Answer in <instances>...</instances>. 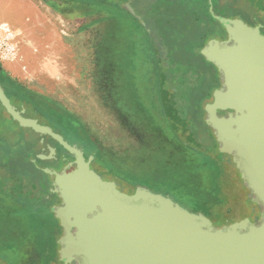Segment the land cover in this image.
<instances>
[{
    "label": "rangeland",
    "instance_id": "obj_1",
    "mask_svg": "<svg viewBox=\"0 0 264 264\" xmlns=\"http://www.w3.org/2000/svg\"><path fill=\"white\" fill-rule=\"evenodd\" d=\"M53 1L90 5L69 12L74 19L59 26L67 44L60 66H67V84L57 86L53 74L33 71L30 60L26 71L14 69L11 77L43 102L41 107L68 113L77 122L78 135L92 144L97 177L112 178L126 193L138 187L162 193L215 225L240 222L250 212L245 198L252 195L206 123L204 106L220 86L221 74L199 50L210 39L227 35L215 15H241L252 25V16L259 22L263 11L236 5L237 0ZM4 99L0 195L8 206L0 209V264H45L49 257L44 254L57 247L61 233L49 236V224H41L32 209L15 206L9 197L35 200L36 192L47 188L41 186L44 179L51 183L44 171L49 166L42 172L40 167L53 160L55 148L49 144L55 141L38 131V124H45L28 107L17 105L14 96ZM216 175L221 183L214 192ZM229 178H234L232 186Z\"/></svg>",
    "mask_w": 264,
    "mask_h": 264
},
{
    "label": "water",
    "instance_id": "obj_2",
    "mask_svg": "<svg viewBox=\"0 0 264 264\" xmlns=\"http://www.w3.org/2000/svg\"><path fill=\"white\" fill-rule=\"evenodd\" d=\"M214 18L227 38H212L199 50L221 74L205 120L261 206L258 224L245 218L213 225L162 193L123 192L93 173L92 156L74 150L76 166L44 168L60 200L52 212L62 228L56 251L65 263L264 264V34L240 17ZM38 128L63 143L50 127Z\"/></svg>",
    "mask_w": 264,
    "mask_h": 264
},
{
    "label": "crops",
    "instance_id": "obj_3",
    "mask_svg": "<svg viewBox=\"0 0 264 264\" xmlns=\"http://www.w3.org/2000/svg\"><path fill=\"white\" fill-rule=\"evenodd\" d=\"M4 2L6 5H2ZM14 2L17 0H0V71L11 77L14 69L21 71L25 67L26 71L30 60L33 71L53 74L50 77L56 76L57 86L67 84V66L60 68L67 57V44L59 26L74 19V12H69L89 10L90 5L63 6L53 0H47V4L40 0H18L19 5ZM30 24L37 26L36 31L30 32ZM75 70L73 74L78 72ZM0 88L6 96L4 82L0 81Z\"/></svg>",
    "mask_w": 264,
    "mask_h": 264
},
{
    "label": "trees",
    "instance_id": "obj_4",
    "mask_svg": "<svg viewBox=\"0 0 264 264\" xmlns=\"http://www.w3.org/2000/svg\"><path fill=\"white\" fill-rule=\"evenodd\" d=\"M89 4H92V2L89 1ZM0 81L5 83L6 89H7V95L8 96H14L17 99V105H21L20 103H22L24 107H26V108L28 107L27 111H29L30 114H34L35 117L40 118L41 122L50 125L54 130H56V131L62 130L64 132L67 131V128L65 126L67 125L68 122L65 123L63 120H56L54 118V115L56 114V112H54L53 108L49 105H48L49 106L48 108L46 106H44V108L41 107V105H43V102L41 104L36 102V99H33L32 94H28L26 92L27 87L24 84L18 82L16 79L11 78L9 75H7L6 73L1 72V71H0ZM223 113L224 112L219 111V114H223ZM30 116H32V115H30ZM44 116L48 120L46 119V121H45L43 119ZM216 146H217V143H216ZM34 150L36 153L40 152V147L36 146V148ZM228 157L231 159V157L229 155H228ZM223 158H224V162L226 163L227 162L226 157L223 156ZM219 161H221V160H219ZM62 162L63 161L59 162V161H57V159H54L51 161V163L49 165L48 164L41 165L40 170L42 172L43 171L42 168L45 167L46 165L49 166L50 168H51L52 164L59 166ZM232 164L234 165V163H232ZM46 179H48V181H50L49 175H48V177H46ZM233 179L234 178L228 179L229 184L231 183V185H229V186H232L235 183V181ZM241 182L245 186V184L243 183L242 180H241ZM220 183H221V180L216 175L214 182H213V187H214L213 191L214 192L217 190V187H219ZM41 187L42 188L47 187V188L42 189V191L38 190L40 187L34 188V191H36V190L39 191L38 193L36 192V195H37L36 197L38 198V200H37V198L35 200H27L24 198V196H17L19 198L21 197L20 199L16 198V196H13V198L12 197H9V198H11V200L13 202H15L14 204L17 207L18 206L20 207V205H22L23 208L29 207L30 209H32L31 210V212H32L31 214H33L32 217H34V215L37 217V219L39 217V219L41 220L40 221L41 224L42 223L49 224L51 226L50 231H48V234L51 233V235L49 234V236H52L53 232L55 233V235L58 236L61 232L57 233V231H59V229H61V228L59 226L58 220L54 217V213L52 212V207L58 203L56 201L59 200V197L54 192L50 191V189L52 188L51 183H49L47 185V181L45 179H44L43 186H41ZM245 188H246V190H248L246 186H245ZM215 196H217V195L215 194ZM3 199H6V198L3 197V195H0V204H1L0 209L1 210L5 209L8 206L7 204L1 203L3 201ZM9 200H6V201H9ZM38 201H42V202L40 203ZM43 201L45 202L44 204H42ZM55 253H56V248H54V250H52L50 252V255L44 254L45 257H47V256L49 257V259L47 260V263H52L54 261Z\"/></svg>",
    "mask_w": 264,
    "mask_h": 264
},
{
    "label": "flooded vegetation",
    "instance_id": "obj_5",
    "mask_svg": "<svg viewBox=\"0 0 264 264\" xmlns=\"http://www.w3.org/2000/svg\"><path fill=\"white\" fill-rule=\"evenodd\" d=\"M236 5H244L245 7L250 8V10L258 12V13H259V10L263 11L262 17L260 16L262 19L259 22H258V18H256L255 15L252 16L253 20H254L252 25H250L248 22H246L241 17V15H237L236 14V15H234L232 17H229V18L240 17L248 25H250V26H258L259 29H260V32L262 34H264V0H237ZM260 5H261L262 9H258V6H260ZM221 16H224V15H221ZM226 38H227V35H225V37H223L221 39H226ZM218 39H220V38H218ZM211 100H212V98H211ZM54 112H56V114L54 115V118L56 120H63L65 123H67V122L68 123L65 126L67 128V131H65V132L62 131V130H59V131L57 130L56 131L50 125L44 123L46 126L51 128L53 133H55L58 136H60L62 141H63V143H61V142H59V140H56V139H54L52 137L55 142L54 143L50 142L49 145L51 147L55 148V154H53L54 155L53 160L57 159V161H59V162L63 161V162L59 166L58 165L56 166V165L52 164L51 168L60 171L67 164H72L73 166H76L77 163H76V157H75L74 150H79L81 152V154L83 155V157H85L86 159L89 156L93 157L92 160H91V163H90V167H91V169L93 168L95 170V172L100 174L99 171H97V169H95L93 167V165H92L95 162V156H94L95 153L93 151L89 152V150L92 148V144L87 138L78 135V133H77V122L70 115H68V113H64L63 111H59L58 109H57V111H54ZM43 119L46 121L47 118L44 116ZM71 127L75 130L74 134L70 133V131L72 132V130H71L72 128ZM59 148H60V150H58ZM104 180L114 181L112 178L111 179H104ZM134 190L131 193H128V194H132L134 192ZM247 191L250 192L249 189ZM155 192H157V191H155ZM251 197H249V198L246 197L245 198V203H246L245 205H247V207L250 208V212L246 213V214H243L244 217L243 216L242 217H243V219L248 218L253 223L258 224L262 208H261L260 205H258L257 203L253 202L251 200ZM58 201L59 202L57 204L60 203V200H58ZM237 219H235V220H227V221H224V222L219 223V224L235 223L236 221H238ZM212 224L215 225L213 222H212ZM59 226H60V224H59ZM60 228H61V226H60ZM61 231H62V228H61ZM61 234H62V232H61ZM55 254H56L55 256H56L57 259L55 258L56 262L53 261V263H56V264H75L76 263V261H74V260H71L70 262L65 263L63 260H61L59 258V255H58L57 251H56ZM53 263H47L46 262L45 264H53Z\"/></svg>",
    "mask_w": 264,
    "mask_h": 264
},
{
    "label": "bare ground",
    "instance_id": "obj_6",
    "mask_svg": "<svg viewBox=\"0 0 264 264\" xmlns=\"http://www.w3.org/2000/svg\"><path fill=\"white\" fill-rule=\"evenodd\" d=\"M21 2V1H20ZM20 2H18V0H17V3L16 2H14L13 3V5H19V3ZM2 5H6L5 4V2L2 4ZM12 5V4H11ZM32 22V21H31ZM36 28H37V26H35V24H30V32L33 30V31H36ZM39 29V28H38Z\"/></svg>",
    "mask_w": 264,
    "mask_h": 264
}]
</instances>
